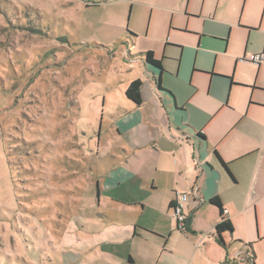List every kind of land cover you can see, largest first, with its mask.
<instances>
[{
	"label": "crops",
	"instance_id": "obj_1",
	"mask_svg": "<svg viewBox=\"0 0 264 264\" xmlns=\"http://www.w3.org/2000/svg\"><path fill=\"white\" fill-rule=\"evenodd\" d=\"M142 1L136 3L152 10L148 28H130L137 35L128 31L126 46L138 38L156 43L149 52L161 68L145 62L147 52L123 56L128 70L104 100L90 140L96 150L81 157L83 170L94 161L82 188H95L97 210L73 219L66 232L80 224L116 264H151L154 257V264L255 262L254 245L264 237V63L244 58L264 55V0H190L177 10ZM154 11L169 23L151 30ZM137 80L139 106L126 96ZM180 194L188 196L185 229L173 213ZM212 199L233 226L223 243ZM136 239L156 245L153 258H135Z\"/></svg>",
	"mask_w": 264,
	"mask_h": 264
},
{
	"label": "rangeland",
	"instance_id": "obj_2",
	"mask_svg": "<svg viewBox=\"0 0 264 264\" xmlns=\"http://www.w3.org/2000/svg\"><path fill=\"white\" fill-rule=\"evenodd\" d=\"M142 2L177 10L190 0ZM151 12L136 0H0V264H116L80 224L66 230L97 210L95 188H82L94 161L83 170L81 157L96 150L90 140L104 100L128 70L123 56L156 44L126 46L130 28L143 34ZM153 13L151 30L169 23ZM262 238L255 264H264ZM156 249L136 239L132 251L140 261Z\"/></svg>",
	"mask_w": 264,
	"mask_h": 264
},
{
	"label": "trees",
	"instance_id": "obj_3",
	"mask_svg": "<svg viewBox=\"0 0 264 264\" xmlns=\"http://www.w3.org/2000/svg\"><path fill=\"white\" fill-rule=\"evenodd\" d=\"M144 57H145V62L147 64L154 66V67L161 68L160 62L154 58V55L152 52L145 53ZM141 88H142V82L140 80H137L131 83L130 87L126 91L127 98L138 106L142 104ZM211 204L217 206L221 211L222 220L216 225L215 231L218 237V241L220 243H223L222 237H221L222 234L226 232H232L233 226L229 220L224 218V210L221 206L220 201L218 199H212ZM250 264H255L253 257L251 258Z\"/></svg>",
	"mask_w": 264,
	"mask_h": 264
},
{
	"label": "built area",
	"instance_id": "obj_4",
	"mask_svg": "<svg viewBox=\"0 0 264 264\" xmlns=\"http://www.w3.org/2000/svg\"><path fill=\"white\" fill-rule=\"evenodd\" d=\"M246 61L259 65L264 63L263 54H252L244 58ZM188 196L186 194L178 195L177 201L173 204V213L177 221L179 229H185L187 217L184 214V202L187 200Z\"/></svg>",
	"mask_w": 264,
	"mask_h": 264
}]
</instances>
